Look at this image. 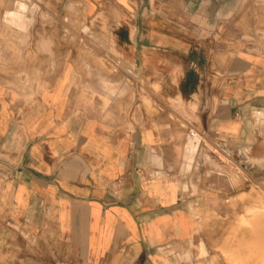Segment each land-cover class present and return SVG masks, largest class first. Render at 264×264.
Instances as JSON below:
<instances>
[{
    "label": "crops",
    "instance_id": "0c3cea01",
    "mask_svg": "<svg viewBox=\"0 0 264 264\" xmlns=\"http://www.w3.org/2000/svg\"><path fill=\"white\" fill-rule=\"evenodd\" d=\"M80 1L0 0V264H264V0Z\"/></svg>",
    "mask_w": 264,
    "mask_h": 264
},
{
    "label": "rangeland",
    "instance_id": "374dc122",
    "mask_svg": "<svg viewBox=\"0 0 264 264\" xmlns=\"http://www.w3.org/2000/svg\"><path fill=\"white\" fill-rule=\"evenodd\" d=\"M62 3L65 4L67 7L69 6L71 9L70 12V31H67L66 36L70 37V38H80L81 34L78 32V30H76V27H78L79 24H85L87 21V14L84 10V8L82 7V3L80 0H56V4H55V26L58 27L60 25H62V21H61V17L58 14L57 8L58 5L62 6ZM25 3H24V7H25ZM93 22V21H91ZM58 34V32L56 31V35ZM229 165L230 167L234 168L232 169V172H235V170H238L239 168V160L238 159H233L231 158L229 161ZM236 167H238L237 169H235ZM238 176V173H237ZM264 197V194H263ZM264 209V207H263Z\"/></svg>",
    "mask_w": 264,
    "mask_h": 264
}]
</instances>
